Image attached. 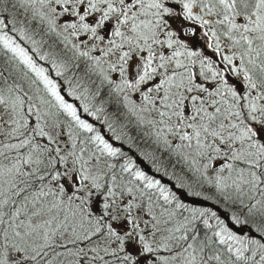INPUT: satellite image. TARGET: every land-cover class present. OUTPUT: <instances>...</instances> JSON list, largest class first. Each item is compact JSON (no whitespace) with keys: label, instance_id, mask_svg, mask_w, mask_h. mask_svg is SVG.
<instances>
[{"label":"snow or ice","instance_id":"snow-or-ice-1","mask_svg":"<svg viewBox=\"0 0 264 264\" xmlns=\"http://www.w3.org/2000/svg\"><path fill=\"white\" fill-rule=\"evenodd\" d=\"M0 264H264V0H0Z\"/></svg>","mask_w":264,"mask_h":264}]
</instances>
